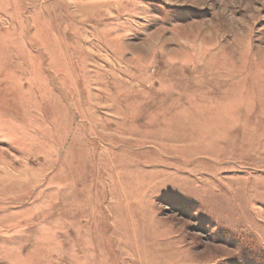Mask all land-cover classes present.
<instances>
[{"label": "rangeland", "instance_id": "374dc122", "mask_svg": "<svg viewBox=\"0 0 264 264\" xmlns=\"http://www.w3.org/2000/svg\"><path fill=\"white\" fill-rule=\"evenodd\" d=\"M0 264H264V0H0Z\"/></svg>", "mask_w": 264, "mask_h": 264}]
</instances>
